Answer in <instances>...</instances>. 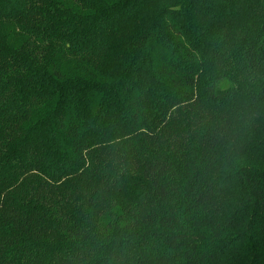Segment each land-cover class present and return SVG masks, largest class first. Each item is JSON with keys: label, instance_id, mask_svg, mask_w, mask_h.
Listing matches in <instances>:
<instances>
[{"label": "trees", "instance_id": "obj_1", "mask_svg": "<svg viewBox=\"0 0 264 264\" xmlns=\"http://www.w3.org/2000/svg\"><path fill=\"white\" fill-rule=\"evenodd\" d=\"M0 264H264V0H0Z\"/></svg>", "mask_w": 264, "mask_h": 264}, {"label": "rangeland", "instance_id": "obj_2", "mask_svg": "<svg viewBox=\"0 0 264 264\" xmlns=\"http://www.w3.org/2000/svg\"><path fill=\"white\" fill-rule=\"evenodd\" d=\"M221 86H222V87H226L227 85H225V84L223 85V84H222Z\"/></svg>", "mask_w": 264, "mask_h": 264}]
</instances>
